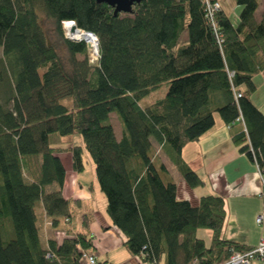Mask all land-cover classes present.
Instances as JSON below:
<instances>
[{"label":"trees","instance_id":"trees-1","mask_svg":"<svg viewBox=\"0 0 264 264\" xmlns=\"http://www.w3.org/2000/svg\"><path fill=\"white\" fill-rule=\"evenodd\" d=\"M235 2L242 7L237 25L223 6L209 16L205 0H143L131 14L118 15L96 0H0V264H81L93 251L92 217L62 192L60 155L71 153L74 169L83 172L85 150L130 253L152 264L164 258L166 264H220L251 249L223 237V196L204 195L197 205L177 198L154 145L188 186L201 187L184 147L215 125V113L231 127L241 115L246 127L233 140L264 173V113L250 98L253 75L264 70V10L257 20L260 0ZM39 10L55 21L69 68L48 42ZM69 21L97 37L95 63L85 41L66 37ZM163 87V97L143 103ZM114 113L121 140L110 122ZM39 157V174L28 182L27 169ZM53 184L57 189L48 192ZM39 201L63 235L46 248ZM200 229L211 231L209 246Z\"/></svg>","mask_w":264,"mask_h":264},{"label":"crops","instance_id":"crops-1","mask_svg":"<svg viewBox=\"0 0 264 264\" xmlns=\"http://www.w3.org/2000/svg\"><path fill=\"white\" fill-rule=\"evenodd\" d=\"M222 6L230 17L228 7L223 3ZM263 10L264 0H260L259 8L256 11L257 20L262 17ZM187 38L185 33L183 40ZM253 76L256 90L250 98L264 113V99L261 100L260 93H256L260 87H264V70ZM216 114L218 113L214 115L215 125L204 133L199 140L187 144L182 151L187 165L204 180L201 187L191 188L171 161L167 162L162 158V162L168 167L169 175L178 187L177 198L188 200L192 205H197L204 195L223 196L227 211L223 237L226 240L251 247L256 245L261 237H264V222L259 226L256 224L258 214L264 207V173L246 154L240 152V146L233 140L235 133L245 130V124L236 122L231 127L219 114V117ZM110 115L115 136L121 140L123 127L117 116V122L120 126V129L117 130V125L112 121L113 115ZM60 158L66 171L62 189L63 195L67 199L79 200L81 202L79 213H88L92 217L90 234L94 247L91 253L96 255L97 264H152L128 250L125 234L113 224L106 212V196L99 187L97 177L95 180H81V174L85 170L78 172L74 169L72 154L63 152ZM33 161V164L31 163L27 169L26 179L28 182L38 176L42 162L40 157L34 158ZM55 189H57L56 184L46 188L48 192ZM36 204L42 247L46 248L50 238L56 237L58 242H61L63 235L50 225V219L45 214L44 204L41 201ZM44 226L46 231H43ZM197 234L207 246L211 244V234L209 235L201 229ZM81 264H89L87 258L83 257ZM159 264H166L165 258ZM188 264H195V262ZM252 264H259V262L254 261Z\"/></svg>","mask_w":264,"mask_h":264},{"label":"rangeland","instance_id":"rangeland-1","mask_svg":"<svg viewBox=\"0 0 264 264\" xmlns=\"http://www.w3.org/2000/svg\"><path fill=\"white\" fill-rule=\"evenodd\" d=\"M220 1L228 7V12L230 14L231 21L234 22L235 24H237L238 19H239V15H240L239 12L241 11L242 7L239 4H237L235 2V0H220ZM39 22H41V25L43 26V29L47 34L48 42L51 43L52 45H54V47L57 50V53L60 54L62 61L65 63L67 68H69V66H70V53L68 52L67 47L65 45V42H63V39L60 36L59 32H57L55 21L50 19L47 16L46 12L39 10ZM68 23L69 22H67L64 25V31H66V27H67ZM77 32H79V31L77 30ZM67 34L69 35V37L73 38L72 36H70L68 31H66V36H67ZM73 39H75V38H73ZM74 41H85V40H74ZM85 42L88 44V46L90 48L91 43L90 42L88 43L87 41H85ZM0 55H1V49H0ZM77 59L78 60L84 59V56L82 54H79V55H77ZM161 89H163V91H161V90L156 91V93L153 96H151V99H149V97H148L147 99H145V101L143 103L146 104V102H148L149 100H154V99H156V97H163V95H164L163 93H164V90L166 89V87H163ZM256 93H260L259 97H261V100L264 99V87H260ZM3 96H4V94H3ZM112 115H113L112 121H113V123H115L117 125V130H119L120 126L118 125V122H117V116L118 115H116V113H114ZM216 115L219 117L218 114H216ZM118 120H119V118H118ZM73 138H74L76 143L83 145V138H81V136L74 135ZM154 145L156 148V156L160 157V159L164 158L167 162H170L169 158L167 157V155L164 154V152L162 151L160 146L157 145L156 143H154ZM83 159H84V165H85L84 170L85 171L83 174H81V177H80L81 180H83V181H85L86 179L95 180V178H96L95 164L93 162V159H91L87 150L84 151ZM44 230H45V226L43 228V231ZM201 230H203L204 232L206 231L207 233H209V235L211 234V231L209 229H201ZM47 233H48V231H47Z\"/></svg>","mask_w":264,"mask_h":264},{"label":"built area","instance_id":"built-area-1","mask_svg":"<svg viewBox=\"0 0 264 264\" xmlns=\"http://www.w3.org/2000/svg\"><path fill=\"white\" fill-rule=\"evenodd\" d=\"M205 3L207 4L208 14L209 16H213L214 12L221 8L222 4L216 0V2H212L211 0H205ZM98 43L97 39L95 40V44L90 46V52H91V58L90 61L95 63L98 60L99 57V51H98ZM234 75V72L230 73V76ZM237 98L241 97V93H237ZM237 122L245 124V120L240 115L237 119ZM257 164V163H256ZM257 167L259 168V165L257 164ZM264 194V193H263ZM264 222V208L263 210L258 214V217L256 219V224L259 226ZM83 256L87 258L89 264H97V257L96 255L92 253H84ZM254 261H258L259 264H264V237H261L259 239V242L252 246L249 251L245 252H234L232 255L228 258V261L220 263V264H252ZM196 264H201L200 262L196 261Z\"/></svg>","mask_w":264,"mask_h":264},{"label":"water","instance_id":"water-1","mask_svg":"<svg viewBox=\"0 0 264 264\" xmlns=\"http://www.w3.org/2000/svg\"><path fill=\"white\" fill-rule=\"evenodd\" d=\"M96 1L99 3L107 4L108 6L110 5L111 7L115 8V15H118L120 13L131 14V12H133V8H134L133 6L136 4H140L143 0H96ZM69 22L72 23L71 31L76 32L79 28H77L75 22L74 21H69ZM86 33L87 34L90 33L94 41L97 39L94 33L92 32H89V33L86 32ZM66 37L71 40H76V39L69 37L68 34Z\"/></svg>","mask_w":264,"mask_h":264},{"label":"bare ground","instance_id":"bare-ground-1","mask_svg":"<svg viewBox=\"0 0 264 264\" xmlns=\"http://www.w3.org/2000/svg\"><path fill=\"white\" fill-rule=\"evenodd\" d=\"M66 24V23H65ZM64 24V25H65ZM72 23L69 22L67 24V27H66V31H68V33L70 34V36H72L73 38H75L76 40H85L87 41L88 43L90 42L92 45L95 44V41L92 37V35L89 33L87 34L85 31L81 30V29H78L79 32H72L71 31V28H72ZM83 31V32H82ZM82 32V33H81Z\"/></svg>","mask_w":264,"mask_h":264}]
</instances>
